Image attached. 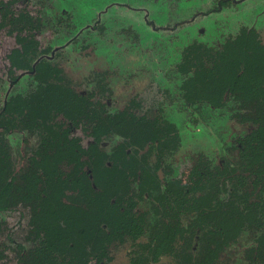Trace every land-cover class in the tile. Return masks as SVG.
I'll use <instances>...</instances> for the list:
<instances>
[{"label": "rangeland", "instance_id": "obj_1", "mask_svg": "<svg viewBox=\"0 0 264 264\" xmlns=\"http://www.w3.org/2000/svg\"><path fill=\"white\" fill-rule=\"evenodd\" d=\"M17 1L16 9L26 8L32 15L30 26L37 29L41 49H48L49 61L79 89H91L98 77H104L112 114L137 101L148 119L159 116L175 125L177 148L164 155L154 149L149 158L152 168L160 163L164 185L181 180L188 186L193 167L205 166L214 174L229 163L235 167L231 176L246 203L264 198V160L253 162L264 152V114L234 103L220 109L187 104L180 90L184 77L177 71L183 50L194 43L219 47L243 29H254L264 44V0ZM8 32L0 30V112L11 96L34 85L27 73L13 81L8 55L17 43ZM31 133L17 125L6 138L0 137V152L11 161L9 171L0 177V193L8 191L9 197L25 196L32 184L43 181L33 163L36 137ZM116 140L107 145L108 151ZM70 168L66 162L61 165L65 173ZM138 186L135 182L132 192L116 202L122 209L129 200L144 232L117 234L97 258L102 264H132L137 259L145 264H178V257L171 254L190 245L198 224L196 205L166 193L160 208L150 196L140 199ZM10 202L14 201H9L7 210H0V264H37L29 256L34 244L29 233L32 212ZM177 226L182 228L179 234ZM253 239L249 233L239 236L218 264H251ZM197 241L194 254L201 262L207 253L204 237Z\"/></svg>", "mask_w": 264, "mask_h": 264}, {"label": "trees", "instance_id": "obj_2", "mask_svg": "<svg viewBox=\"0 0 264 264\" xmlns=\"http://www.w3.org/2000/svg\"><path fill=\"white\" fill-rule=\"evenodd\" d=\"M17 2H0V30L7 28L15 35L17 48L8 55L14 81L17 73L35 72L30 75L34 85L4 104L0 137L6 138L17 125L31 130L36 137L33 163L43 181L32 184L25 196L9 197L3 190L0 210H7L12 200L14 207L23 205L32 212L29 233L34 244L29 256L34 262L102 264L97 254L114 236H139L144 231L136 223L132 204L121 213L113 203L129 195L132 182L138 181V195L156 199L160 208L166 193L196 205L198 224L190 245L171 254L178 264H218L232 243L248 233L255 240L250 263L264 264V198L246 203L231 176L235 167L219 166L214 174L205 166L193 167L190 185L181 180L164 185L160 163L152 168L149 158L154 149L162 155L172 153L179 143L175 125L159 116L148 119L137 101L129 110L111 115L106 100L72 88L63 71L45 58L49 51L41 49L37 29L30 26L32 15L26 8L16 9ZM177 71L184 77L180 90L187 104L220 109L234 103L264 114V44L254 29H243L219 47L188 46ZM115 140L108 151L107 145ZM262 160L264 152L253 158L254 163ZM64 162L71 166L67 173L61 169ZM10 163L2 150L0 177ZM212 174L217 179L211 180ZM175 231L179 234L182 228ZM202 237L207 253L200 262L194 250ZM132 264L145 263L137 259Z\"/></svg>", "mask_w": 264, "mask_h": 264}, {"label": "flooded vegetation", "instance_id": "obj_3", "mask_svg": "<svg viewBox=\"0 0 264 264\" xmlns=\"http://www.w3.org/2000/svg\"><path fill=\"white\" fill-rule=\"evenodd\" d=\"M44 57V56H43ZM45 58H48L49 59V56L48 55H46L45 56ZM40 59H42V58H40ZM50 60V59H49ZM39 62V60L36 62V63H38ZM61 69V68H60ZM62 70V69H61ZM63 71V70H62ZM25 73H27V74H29V75H34V73L35 72H32V73H30V72H24V73H20V75H18V79L23 75V74H25ZM63 73H64V71H63ZM65 74V73H64ZM66 76V75H65ZM66 78H68V80H69V83H70V85H71V87L72 88H77L78 90H80V91H82L83 93H84V91L85 92H87V90H89V92L91 93V94H93V95H95L96 96V98H102V100H106V103H107V109H106V111L109 113V114H111V115H116V114H112L111 112H110V99L107 97V92L109 93V89H108V85L106 84V82H105V79H104V77H98V79L96 80V83H95V85H94V87L93 88H91V89H87V90H81V89H79L77 86H76V84H75V82H73V80L71 79V78H69V77H67L66 76ZM17 79V80H18ZM16 80V81H17ZM14 81V80H13ZM6 103V102H5ZM133 103V102H132ZM131 105V104H130ZM130 105H128V106H126L125 107V109L124 110H122V111H120V112H118V113H122V112H124V111H126V110H129L130 109ZM138 111L140 112V110L138 109ZM117 113V114H118ZM177 131V130H176ZM177 136H178V133H177ZM179 139V138H178ZM177 145H178V143H177ZM108 147V146H107ZM149 148V147H148ZM148 148H146V151H149V149ZM174 148H177V146L175 145V147ZM151 156V155H150ZM65 163V162H64ZM229 164V163H228ZM159 174H160V177H161V172L159 171ZM161 180L163 181V179H162V177H161ZM137 182V184H139V182L138 181H136ZM135 183V181L134 182H132V184H134ZM126 196H128V195H126ZM126 196H124V198L126 197ZM121 197H123V196H121ZM117 200H114L113 201V203H115V205L117 206V203H119V202H116ZM135 202H136V200H135ZM127 204H128V206L126 207V202L124 203V206H125V208H122V209H119L120 211H121V213H125L126 212V210H128V207L130 206L129 205V200H127ZM118 207V206H117ZM134 212V211H133Z\"/></svg>", "mask_w": 264, "mask_h": 264}]
</instances>
